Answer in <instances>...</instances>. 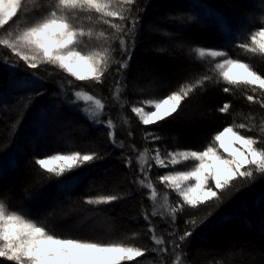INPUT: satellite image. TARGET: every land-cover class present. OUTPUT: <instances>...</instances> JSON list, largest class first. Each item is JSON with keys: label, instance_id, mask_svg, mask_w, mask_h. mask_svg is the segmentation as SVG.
<instances>
[{"label": "trees", "instance_id": "16d2710c", "mask_svg": "<svg viewBox=\"0 0 264 264\" xmlns=\"http://www.w3.org/2000/svg\"><path fill=\"white\" fill-rule=\"evenodd\" d=\"M24 2L28 8L47 10L48 0ZM137 3L143 10L139 12L135 45L130 46L131 59L124 81L125 98L129 101V106L123 110L131 120L133 135L129 137V128L120 123L118 117L122 114L121 109L111 99L110 88L119 78L115 73L116 65H113L105 76L103 84L75 82L92 95L104 99L106 107L101 119L106 121L111 117L116 122V139L124 141L123 149L109 141L108 130L103 124H94L67 102L72 99L73 89L70 87L66 89L68 92L66 100L59 87L67 76L66 73L51 65L28 69L22 61L19 62V67L0 62V162H8L9 157L16 160L15 165L7 167L0 174V199H4L10 209L23 210L27 216L38 223H43L49 230L62 226L64 222H74L91 215L96 217L95 221L102 224V229L91 226L86 231L78 230L76 235L84 239L108 242L128 236L132 232H140L139 239H128L126 242L143 247L150 246L151 241L144 235L148 225L141 215V208L143 205L150 211L151 205L146 191L138 190L137 185L133 183L137 177L135 169L132 170L134 163L132 167L126 163V157L133 159L135 157L131 146L135 145L137 149H143L145 146L149 149L159 147L162 151L177 149L203 151L212 142L214 134L233 124L234 118L236 123L244 122V116L252 113L257 116L258 122L259 116L264 115V109L259 104L250 103L246 99V95L258 93H252L251 90L244 88H234L230 93L223 92L225 83L222 80L217 83L218 75L207 65L214 60L186 59L185 53L175 46L179 38L171 34L178 32L172 17L180 12L193 13L197 17L198 26L204 32L205 40L197 42L195 34L188 32V26L191 24L186 28L185 39L194 40L195 46L214 45L219 50L229 53L233 59L249 62L256 71L264 74V57L247 53L236 46L240 43H251L250 33L264 27L259 21V17L264 15V8L259 6V0H137ZM202 9L215 13L218 20L216 22L206 20L200 14ZM40 14V11L30 13L27 22H31ZM18 23L20 27L25 26L23 15ZM83 23L86 29L92 27L94 33L100 30L112 31L107 25L95 20ZM9 25L17 26L16 23ZM170 36L176 39L173 41ZM85 41L88 47L83 48L84 51L101 43L95 34L91 40L85 37ZM113 47L117 48V52L114 53L116 59L126 58L119 55L118 42ZM5 55L11 56V53L6 49H0V60ZM33 71L36 72L37 79L42 78L40 84L21 87L23 81L31 79ZM203 75H210L213 80L207 82L204 89H197L182 102L177 113L164 121L144 126L131 113V104L148 99L154 94L167 95L181 84ZM67 78L74 80L70 76ZM35 91H40L43 95L34 96L31 105L25 108L20 97ZM226 102L231 104L229 112H218L217 109ZM83 106L84 103L81 102V107ZM58 111L73 118L79 126L78 130L71 133V146L58 153L96 152L101 158L75 168L63 176L49 178L48 174L35 164V159L58 153L52 150L45 152L41 149L39 142L43 135L39 129L34 133V136L40 134L37 140L33 138L36 140L34 145L28 143L33 142V139L25 137L27 130L33 127L35 122L40 121L41 117ZM145 130L154 132L161 139L146 142L143 139ZM241 132L246 136L258 135L257 131ZM64 186L69 187L64 189ZM109 194H120L123 198L102 205L86 203L89 197ZM262 197L264 179H258L240 191L230 188L224 194V202L218 208L215 205L219 202L213 201L200 206L199 209H188L181 214L176 221V230L180 234L185 229V220L190 218L203 220L184 248L188 264H264ZM170 198L175 202L177 196L172 192ZM52 200H55L56 210L60 209L56 217L64 218L61 223L57 222L54 216H48L55 211V207L46 211L44 216L39 213V210L44 209ZM74 216L76 217L72 219ZM151 220L156 225L157 234L165 232L166 229L171 230L168 224L161 222L158 224L154 217H151ZM171 239L172 237L165 233L166 242ZM148 255L155 257V253ZM163 259L165 264H171L173 257L170 247L169 254Z\"/></svg>", "mask_w": 264, "mask_h": 264}, {"label": "snow or ice", "instance_id": "6c2138e0", "mask_svg": "<svg viewBox=\"0 0 264 264\" xmlns=\"http://www.w3.org/2000/svg\"><path fill=\"white\" fill-rule=\"evenodd\" d=\"M259 6L264 8V0H259ZM46 9L28 8L24 0H0V29L3 30L0 32V49L11 53V56H3L0 62L19 67V62L23 61L28 69L51 65L66 73L67 76L59 87L66 100V89H73L72 99L67 102L94 124H103L108 130L109 141L123 149L124 141L116 139V122L111 117L106 121L101 119L106 107L104 99L92 95L75 82L103 84L105 76L116 65L115 73L119 78L110 88L111 99L121 109L122 114L118 117L120 123L129 128V137L133 135L131 120L123 111L129 106V101L125 98L124 81L131 59L130 46L135 45L139 12L143 9L137 0H48ZM34 11H40L41 14L27 22L29 14ZM21 15L25 21L23 27L18 23ZM94 20L107 25L112 31L100 30L94 33L92 27H84V21ZM259 21L264 24V15L259 17ZM10 22L17 26L5 28ZM94 34L101 43L84 51L83 48L88 47L85 37L91 40ZM249 39L251 43H240L236 46L247 53L264 57V27L250 33ZM116 42L119 55L126 58L116 59L114 53L117 48L113 47ZM189 54H194L200 61L224 58L213 66L218 71L219 79L216 82L222 80L226 85L223 92L230 93L234 88L249 89L258 94L246 95L247 101L259 104L264 109V74L256 71L249 62L233 59L226 51L202 46H192ZM36 76V72H31V79L23 81L21 87L39 85L42 78L37 79ZM68 76L74 80L68 79ZM212 80L210 75L200 76L181 84L167 95L154 94L148 99L137 101L131 104L130 111L144 126L157 124L177 113L184 100L197 89H204L205 84ZM40 95L43 93L35 91L20 97V101L27 108L33 102L34 96ZM81 101L84 102L83 107ZM230 108L231 104L226 102L217 111L228 113ZM243 120L244 122L236 123L234 118L233 124L214 134L212 142L203 151H162L159 147L149 149L145 146L137 149L135 145L131 146L135 160L126 157V163L129 167L136 164L139 175L133 183L138 190L146 191L151 205L150 212L143 205L141 208V215L148 225L144 235L149 237L150 246L142 247L126 242L128 239H139L140 232H132L128 236L108 242L56 235L43 223L27 216L23 210H12L4 199H0V264H165L163 257L169 254V247L173 257L171 264H188L184 248L203 220H185V229L180 234L176 230L178 217L188 209H199L213 201L219 202L215 205L218 208L230 188L240 191L258 179H264V115L259 116L257 122V116L248 113ZM241 130L257 131L258 135L246 136ZM143 139L154 142L161 137L145 130ZM219 149H223L227 156ZM100 158L96 152L73 151L36 158L35 164L51 178L63 176ZM189 160L195 162L190 169L171 171L158 177L159 183L165 184L176 194L177 199L173 202L168 192L158 190L149 173L153 167L175 169L178 164ZM122 198L120 194L98 195L89 197L86 203L102 205ZM261 199L264 203V197ZM151 217H160L171 230L166 229L165 232L157 234ZM165 233L172 239L166 242ZM149 253H155V257H150Z\"/></svg>", "mask_w": 264, "mask_h": 264}, {"label": "rangeland", "instance_id": "374dc122", "mask_svg": "<svg viewBox=\"0 0 264 264\" xmlns=\"http://www.w3.org/2000/svg\"><path fill=\"white\" fill-rule=\"evenodd\" d=\"M30 6H31V2H29V7ZM200 11H201L200 14L206 20H208L210 22H216L218 20V17L215 13H212L210 11L208 12L206 9H202ZM190 16L193 17V19L189 20L188 17H190ZM172 21L174 23L175 28L178 30V32L177 33L173 32L171 34L172 35L175 34L174 36H177L176 38H179L178 39L179 42L176 41L175 46L177 48H179L181 50V52L183 51L185 53V57L187 60H191L192 58H196L194 54L193 55L189 54V49L192 46H195L194 40L188 41L187 39L184 38V34L187 31L186 30L187 26L189 24H191L190 27H192V29H190V27L188 26V32L195 34L194 35L195 40H197V42L205 40V39H203L205 37L204 32L202 29H200V26H198V24L196 22L197 17L193 13L180 12V13H178L172 17ZM9 24H13V22H10ZM19 26H21V25H19ZM5 27L15 28V27L10 26V25H6ZM0 30H1V32L3 31L2 29H0ZM180 31H181V33H179ZM202 33H203V35H202ZM170 38H173V41L176 39L175 37H171V36H170ZM213 41H215V40H213ZM214 44H216V43H214ZM203 47L219 50L214 45H211L209 47H206L203 45ZM228 56L231 57V55H229V53H228ZM223 59L224 58L219 57V58H216L213 63H210V62L207 63V65H209L211 71L213 70V73H216L218 75V71L214 70L213 66L215 63L221 62ZM236 59H238V58H236ZM208 60L212 61L210 58ZM23 64H24V62H23ZM150 89L152 90V87H150ZM81 102H83V101H81ZM78 127L79 126H78L77 122H75L73 118L64 114L62 111H58L55 113H51L50 115L43 116V117H41L40 121L35 122L33 124V127H30L27 130L25 139L36 138V140H37V138L40 134L37 136H34V133H35L36 129H39L40 133H42V135H43V137L40 138V142H39L41 149L45 150V152L52 150V152L58 153L61 150L66 149L69 145L71 146V144H72L71 139H70L71 133L75 130H78L79 129ZM30 129H33V130H30ZM36 140H34L33 142H28V143L31 145H34L36 143ZM29 144H27V145H29ZM216 147H219V145H216ZM219 150L221 153H223L225 156H227V153H224L223 149H219ZM8 160H9L8 162H4V161L0 162V174L3 173L7 167L13 166L16 164V160L14 157H9ZM133 160H135V157ZM194 163H195L194 161L189 160L186 163L178 164L175 167V169H173L172 167H168V168L153 167L151 172L149 173V175H150V178L152 179V181L156 184V187L158 188V190L163 191V192H168L169 196H170V193H172V190L167 188L165 184L159 183L158 177L160 175L167 174L171 171L190 169ZM133 166H134V168L132 170L135 169L134 170L135 171L134 173H136L135 176L139 175L136 164L134 163ZM68 187L69 186H64L63 188L67 189ZM174 195H176V194L174 193ZM52 207H55V200L50 201L49 204L46 205L44 209H40L39 213H41V216H44V214L47 213L46 211H49ZM150 211H151V208H150ZM57 213H60V209L58 208L56 210V207H55V211L49 213L48 216L49 217L54 216V218L57 219V222L61 223L62 221H64V218L62 219L59 216L56 217L58 215ZM76 216L72 217V219L75 218ZM154 219L156 220V222L158 224H159V222L165 223L161 220L160 217H154ZM95 220H96V217H92L91 215H86L85 217L81 218L80 220H77L74 222L73 221H69L67 223L64 222L62 224V226L57 227L56 229H53L50 231L55 233L56 235H60V236H71L73 238H81L80 236L76 235V232L78 230L85 229V231H86L87 228L91 227V226H93L95 228H99V229L101 228L102 229V227H103L102 224L98 223V221H95ZM81 239H84V238H81Z\"/></svg>", "mask_w": 264, "mask_h": 264}]
</instances>
